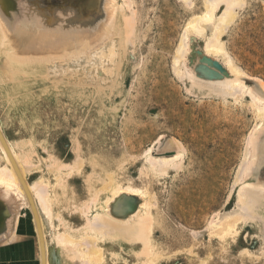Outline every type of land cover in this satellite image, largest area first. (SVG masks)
Returning <instances> with one entry per match:
<instances>
[{
    "label": "bare ground",
    "instance_id": "bare-ground-1",
    "mask_svg": "<svg viewBox=\"0 0 264 264\" xmlns=\"http://www.w3.org/2000/svg\"><path fill=\"white\" fill-rule=\"evenodd\" d=\"M181 1L189 8L194 5L193 0ZM247 1L203 0L202 12L190 18L180 35L171 65L173 74L183 85L185 93L219 98L224 101L227 98L240 101L242 97H249L250 104L254 107L257 124H260L264 123V82H255L252 86L247 84L248 78L245 76L247 71L234 59L225 40V34L228 33L231 24L235 22L237 16L246 7ZM14 2L16 12L11 10L13 17H10L3 7H8L13 3H10V0H2V2L0 0V45L1 43L6 45V41H4L6 38L9 39L10 43H7L9 44L7 51L1 49L2 45L0 46V107L6 115L5 121L0 116V128L8 141L11 153L24 177L36 207L44 234L46 264H74L73 258L77 256L78 252L71 253L73 251H68L69 248L67 247L70 246H67V243L71 242L80 249L79 255L86 256L88 264H162L163 261H157L161 258L168 262V255L162 254L164 251L155 235V223L158 222L157 219L160 216L155 211L157 208L154 197L152 201L146 200L147 190L134 187L131 178H127L126 184H124L123 178L125 176L121 172V166L126 162L123 164L116 163L115 156L120 151V143L113 139L112 127L108 126L106 120L112 97H91V95H85L79 90V85H84L82 82L86 83L87 86L96 83L95 81L92 82V79L96 78L98 74L93 73L96 71L93 68L97 67V61L104 62L105 59L109 61L112 58H108L107 55L113 56L111 53L114 54L113 52H115L112 50V46H108L111 53L110 50L107 51L109 53H106L108 50L106 46L107 48L102 47L105 51L98 50L101 53L99 57V53H94L93 44L102 36L107 37L109 35L108 39L112 40L114 38L113 43H111L115 46L119 59L114 62L116 65L113 64L116 67L114 71L117 73L116 76L122 72L119 65H125L128 59L126 50L129 49V44L132 42V40L129 42V35L133 34L131 28L134 29V25L131 24H134V20L124 14L123 6L117 5L116 0H14ZM130 14L133 16L132 13ZM116 19H119L121 23L122 37L118 39L115 38L116 33L114 36L112 34L116 29ZM131 20L132 22H130ZM120 32L118 33L120 34ZM81 51L82 53L85 52L86 56L89 55V58H86L88 59L87 62L85 61L87 65L82 63L81 71L84 74L80 71L81 61L79 60L82 59L81 56H83L82 61L86 59H84V54L80 56ZM5 53H7V58L4 57ZM96 54L98 58L95 57ZM91 56L98 60L91 62L93 60V57L90 58ZM108 61L106 60V62ZM109 63H106L108 67ZM111 63L113 62L111 61ZM106 65L102 63L101 66L106 68ZM82 68L84 69L82 70ZM23 72L27 74H23ZM101 72L100 74H104ZM26 75L28 76L26 77ZM94 75L95 77L92 78ZM52 77L56 78L53 83L50 82ZM65 78L75 83L70 87L72 92L69 94L71 97L69 98L70 106L67 109L70 111L77 109L83 112L82 117L76 119L78 131L74 144L77 154L72 163L63 162L64 159L58 158L44 145L42 147L47 153L46 157L44 158L39 154L38 145L43 132L39 107L42 104L47 106L48 98L43 99L38 106L36 105L38 97L32 96V86L42 82L44 83V85H40L42 95L45 93L54 94L58 88L62 87L60 80ZM101 86L104 91L103 85ZM101 88L99 90H102ZM105 95L103 94V96ZM54 101L61 103L65 99L64 97H55ZM59 107L62 108L60 105ZM37 119L39 120L37 121ZM5 123L13 125L16 141H12L6 136ZM116 132L115 130L114 135ZM112 141L114 144L117 143V147L114 146L113 150L109 146ZM181 150L172 141H168L161 143L159 148L156 147L151 152L145 151L141 158L143 167L148 172L145 175L165 178L170 169H176L180 166L181 160L179 161V159L182 157L178 158V156L182 154ZM106 151L111 153V158L105 161L102 160L103 158L101 159L100 153L103 154ZM240 155L243 167L239 170L238 178L242 180L241 178L244 177L246 182L237 190L238 194L236 200L234 199L233 208L218 216V222L215 221L217 228L213 231H211V227L213 228L211 226L198 231L191 229L190 233L194 237L193 239L197 236L202 237L208 232L211 238L212 234L216 233L222 237L221 240L224 242L226 236H231L235 238L233 244L237 247L233 244L231 246L227 244L225 249H229V255L235 259L238 255L239 257L247 255L252 262L264 263V129L247 138ZM87 161L92 165L89 170L86 168ZM114 163L118 164L117 167ZM243 169L247 170L246 174ZM45 170L55 176V180H50L48 175L44 174ZM36 171L38 176L31 179L30 175ZM76 173L84 176V182L90 190H93L99 183H103L92 198L91 205L85 204L88 205L85 206V209L82 207L84 203L74 204L76 199L68 183L69 176ZM0 185H5L4 189L6 190L1 193L9 204H12L14 200L9 193L10 190H7L10 186L17 189L20 197L19 202L21 201L20 208L16 212L14 226L9 225L10 228L8 227L5 231L7 221H5L4 215L7 209L3 202L4 199L0 198V231H4V236L2 234L3 238L0 239H4L6 241H3L4 243H9L17 237H21L19 231L18 234L15 233V229H18L19 226L21 228V225L24 224L22 217L29 215L37 239L35 242L37 243L38 262L42 264V247L34 208L1 140ZM129 191H133L132 193L136 191L135 194L140 192V199L143 198L141 202H136L132 196H126L125 193ZM51 204L56 209V215L59 216V220L56 222H60V227L64 226V229H69V231L71 229V221L66 218V214L77 212L83 217V222L79 228L84 229L85 233L91 234L94 237L92 241L81 245V242H74V238L68 237L58 240L54 233L51 245L48 229L55 223L53 218L55 212L54 209L52 210ZM151 204L155 206V209L154 206L151 209ZM214 215L216 216V214ZM161 221H159V227L162 226ZM246 224L249 225L253 234L244 235V232L241 234ZM74 234L71 233L73 237ZM253 240L256 242L251 244ZM243 241L245 247L240 245ZM96 242L104 243L105 251H99ZM253 246L255 248H252ZM223 253H220L221 259L218 262H213V264H226L223 258L225 253ZM177 255L178 252L174 253L173 256ZM79 260L81 264V258ZM205 263L203 261L201 264Z\"/></svg>",
    "mask_w": 264,
    "mask_h": 264
},
{
    "label": "rangeland",
    "instance_id": "rangeland-1",
    "mask_svg": "<svg viewBox=\"0 0 264 264\" xmlns=\"http://www.w3.org/2000/svg\"><path fill=\"white\" fill-rule=\"evenodd\" d=\"M11 1L10 3L13 4L8 5V7L4 5L5 8L3 7V9L7 15L13 17L11 12H14L16 8L14 0ZM193 1L194 5L189 8L181 0H128V2L127 0H116L117 5L123 6L124 14L134 20V24H131L134 25V29L131 28L134 31L131 30L133 34L129 35V42L131 40L132 42L129 44V49L126 50L128 59L125 65L118 62L122 72L116 76L117 73L114 71L116 67L113 64L116 65L114 62L119 59L115 46L112 45L114 38L113 40L108 39L109 35L100 37L93 44L94 53H99V57L101 53L98 50L102 51L104 49L102 47L107 48L108 46H112V50L115 52L112 54L111 49L107 48L106 53L110 52L113 55H107L108 58H112L109 61L108 59H105L104 62L99 61L97 54L95 56L97 57L96 59L93 56L90 57H93L91 62L98 60L97 69H94L92 64L93 70H96L93 73L95 75L98 73L97 79L94 78L95 75L92 77L95 79H92V82H96H94L95 87L94 85L87 86L86 83L82 82L84 85L80 84L79 90L85 95H91V97H112V101L109 103L110 111L106 120L108 126L112 127L113 139L120 143V151L115 156L116 163L123 164L126 162L121 166V172L125 176L123 178L124 184H126L127 178H131L134 187H141L144 191L147 190L146 200L152 201L154 197L156 201L155 206L157 209L155 211L160 217L157 219L158 222L155 223V235L164 251L162 254L168 255V262L162 260L163 258L157 261H163L162 264H201L203 261L206 262L205 264H213V262H218L221 259L220 253L224 252L223 258L226 264H264L262 262H252L247 255L240 257L238 255L236 259L229 255V249L225 248L227 244L231 246L234 243L235 238L231 236H226L224 242V240H221L222 237H219L216 233H211L213 235L211 238L208 232L202 237H195V239L190 233L191 229L198 231L211 226H213V228L211 227V231H213L217 228L215 221L218 222V216L224 211L227 212L233 208L238 194L237 190L246 182L244 177H240L244 180L243 182L238 178L239 170L243 167L240 153L243 151L247 138L264 129L263 122L257 124L254 107L250 104L249 97H242L243 99L241 98L240 101H235L233 98H227L224 101L219 98L185 93L183 85L173 74L171 62L180 35L190 18L195 14H200L203 10V0ZM197 2L198 4H196ZM120 25L119 19H116V29L112 32L113 36L116 33V39L122 37ZM109 40L111 41L109 42ZM225 40L234 59L247 71V75H245L248 78L247 84L252 86L255 82H264V0L247 1L246 7L237 16L235 22L231 24L228 33L225 34ZM4 41H6L7 46L1 43V49L6 50L10 43L8 38ZM85 52L88 51L85 50ZM85 52L82 53L81 51L80 56L84 54V59L89 58V55L87 57ZM4 57L7 58V53L4 54ZM81 57L83 59V56ZM82 59L79 60L81 61L80 71L82 63L86 66L88 60L82 61ZM106 60L110 62L109 67L108 64L106 65L108 63ZM93 63L96 65L95 62ZM102 63L108 68L101 66ZM88 64L91 65V63ZM100 72H104V74H100ZM81 73L84 74L83 71ZM23 74L27 73L23 72ZM52 78L50 80L51 83L56 80V78ZM13 80H16V78H13ZM60 83L62 87L58 88L54 94L45 93L42 95L40 89V85H44L42 82L32 86V96L38 97L36 105L39 106L43 99L48 98V107L46 104H42L43 106L39 107L43 132L39 140L38 152L42 157H46L47 153L42 147L44 145L56 154L58 158L64 159L65 161L63 162L72 163L77 154L74 144L78 131L76 119L82 117L83 112L77 109L75 111L74 109L71 111L67 109L70 106L69 98L71 97H69V94L72 92L70 87L75 85V83L70 82L66 78L60 80ZM101 85H103L104 91ZM6 86L8 87L9 85ZM96 86L102 90H99L100 88ZM103 94L107 96H103ZM55 97H64L65 101L57 103L54 101ZM73 113H75L74 116H72ZM0 116L4 121L6 120L5 112L1 107ZM115 130L117 132L114 135ZM4 131L10 140L16 141L17 138L12 124L5 123ZM168 141H172L178 148L182 149V154L178 156V158L182 157L179 159V161L181 160L179 169H170L165 178L153 175L150 177L146 176L145 174L148 172L141 161L145 151L149 150L151 152L152 149L159 148L161 143H167ZM116 144L112 141L109 144L110 149L113 150L114 146L117 147ZM110 154L109 151H106L103 154L100 153V157L106 161L111 158ZM116 163L114 164L117 167L118 164ZM91 166L90 162L87 161V170ZM244 171L246 174L247 170L245 169ZM47 172L45 170L44 174H47L50 180H55V176ZM37 176V171L30 175L31 179H35ZM68 183L76 199L74 204L84 203L82 206L84 209L85 206H88L85 205L86 203L91 205L92 198L103 185V183H99L93 190H90L84 182V176L78 173L69 176ZM4 188L5 185H0L1 199L5 198H3L1 193L6 190ZM7 190L14 200L12 204H9L5 199L3 201L7 209L4 215V219L7 221L5 231L9 225L14 226L16 212L21 205L17 189L10 186ZM132 192L129 191L125 194L126 196H132L136 202H141L143 199H140L141 193L135 194L136 191ZM152 194H155V196ZM51 205L57 217L54 216L52 211L55 223L48 229L51 245L54 233L58 240L68 237L70 239L74 238V242H81V245L92 241L94 237L85 233L84 229L79 228L83 222V217L77 212L65 215L71 221L70 232L69 229H64V226L60 227V222L57 223L59 216L56 215V209L53 208V204ZM150 206L152 209L154 205L151 204ZM26 217L31 222L35 235L33 222L29 215ZM159 221H161L162 225L160 227ZM213 221L214 223H212ZM243 232L244 235L253 234L247 224L241 234ZM3 233L4 231H0V238H3ZM71 233H75L74 237ZM3 241L4 239H0V245L5 244L4 242L6 241ZM255 242L253 240L251 244ZM68 245L70 246L67 247L69 248L68 251H73L71 253L78 252L77 256L73 258L74 264H80V258L81 264H88L86 256L79 255L80 249L77 246H74L72 242L67 243ZM240 245L245 247V242L243 241ZM96 247L99 251H105L104 243L96 242ZM252 248H255V246ZM176 252H178V255L173 256Z\"/></svg>",
    "mask_w": 264,
    "mask_h": 264
},
{
    "label": "crops",
    "instance_id": "crops-1",
    "mask_svg": "<svg viewBox=\"0 0 264 264\" xmlns=\"http://www.w3.org/2000/svg\"><path fill=\"white\" fill-rule=\"evenodd\" d=\"M22 222L23 226L16 228V234L19 231L21 237L0 245V264H39L37 239L31 222L27 217H22Z\"/></svg>",
    "mask_w": 264,
    "mask_h": 264
},
{
    "label": "water",
    "instance_id": "water-1",
    "mask_svg": "<svg viewBox=\"0 0 264 264\" xmlns=\"http://www.w3.org/2000/svg\"><path fill=\"white\" fill-rule=\"evenodd\" d=\"M0 140L2 142V144L4 145V147L6 148V150L8 151V154L10 156V159L12 161V163L14 164V167L16 168V171L22 181V184L24 185L25 189H26V192L28 193V197L30 199V202L32 203V206L34 208V214H35V217H36V221H37V226H38V232H39V237H40V242H41V247H42V264H46V254H45V242H44V234H43V231H42V227H41V224H40V220H39V217H38V213L36 211V207L34 205V202L32 200V197H31V194L27 188V185L25 184V180H24V177L22 176V174L20 173V170L18 168V165L11 153V150H10V147L8 145V141L2 131V129L0 128Z\"/></svg>",
    "mask_w": 264,
    "mask_h": 264
}]
</instances>
